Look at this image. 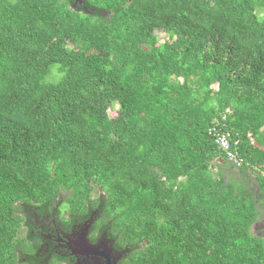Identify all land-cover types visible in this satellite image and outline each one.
Masks as SVG:
<instances>
[{"label": "trees", "instance_id": "16d2710c", "mask_svg": "<svg viewBox=\"0 0 264 264\" xmlns=\"http://www.w3.org/2000/svg\"><path fill=\"white\" fill-rule=\"evenodd\" d=\"M83 1L0 0V264H264V0Z\"/></svg>", "mask_w": 264, "mask_h": 264}, {"label": "water", "instance_id": "95a60500", "mask_svg": "<svg viewBox=\"0 0 264 264\" xmlns=\"http://www.w3.org/2000/svg\"><path fill=\"white\" fill-rule=\"evenodd\" d=\"M73 6L77 4L74 3ZM85 9L89 11L87 7ZM101 12L107 14L106 11ZM96 213L95 211L83 224L75 226L70 233L64 232L66 247L79 258L78 264H118L126 250L116 249L114 239L110 238L107 232H104L97 242L91 241L89 237Z\"/></svg>", "mask_w": 264, "mask_h": 264}, {"label": "flooded vegetation", "instance_id": "af4514ba", "mask_svg": "<svg viewBox=\"0 0 264 264\" xmlns=\"http://www.w3.org/2000/svg\"><path fill=\"white\" fill-rule=\"evenodd\" d=\"M57 240L56 243V248L57 250H60L59 252L65 255H72L75 258H72L71 260H75V264H78V260L79 258L76 255H73L70 250L66 247V240H65V236H64V232L63 231H59V233L57 232L56 235H50L49 237H53Z\"/></svg>", "mask_w": 264, "mask_h": 264}, {"label": "built area", "instance_id": "2783aa9c", "mask_svg": "<svg viewBox=\"0 0 264 264\" xmlns=\"http://www.w3.org/2000/svg\"><path fill=\"white\" fill-rule=\"evenodd\" d=\"M218 142H220L222 144V146H224L225 148H229L230 147V141L228 139V135L222 133L218 136Z\"/></svg>", "mask_w": 264, "mask_h": 264}, {"label": "rangeland", "instance_id": "374dc122", "mask_svg": "<svg viewBox=\"0 0 264 264\" xmlns=\"http://www.w3.org/2000/svg\"><path fill=\"white\" fill-rule=\"evenodd\" d=\"M160 35H161V40L164 41L165 37H166V34L165 33H160Z\"/></svg>", "mask_w": 264, "mask_h": 264}]
</instances>
